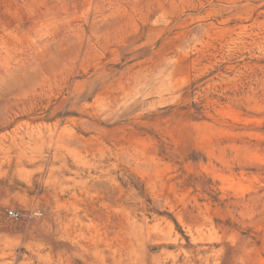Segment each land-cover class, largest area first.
Instances as JSON below:
<instances>
[{
    "label": "rangeland",
    "instance_id": "rangeland-1",
    "mask_svg": "<svg viewBox=\"0 0 264 264\" xmlns=\"http://www.w3.org/2000/svg\"><path fill=\"white\" fill-rule=\"evenodd\" d=\"M0 264H264V0H0Z\"/></svg>",
    "mask_w": 264,
    "mask_h": 264
},
{
    "label": "built area",
    "instance_id": "built-area-1",
    "mask_svg": "<svg viewBox=\"0 0 264 264\" xmlns=\"http://www.w3.org/2000/svg\"><path fill=\"white\" fill-rule=\"evenodd\" d=\"M10 216L13 217V218H18L19 217V214L14 212V211H10L9 212Z\"/></svg>",
    "mask_w": 264,
    "mask_h": 264
}]
</instances>
